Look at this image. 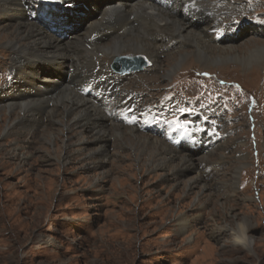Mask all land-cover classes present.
<instances>
[{"label": "rangeland", "instance_id": "obj_1", "mask_svg": "<svg viewBox=\"0 0 264 264\" xmlns=\"http://www.w3.org/2000/svg\"><path fill=\"white\" fill-rule=\"evenodd\" d=\"M106 1L87 0L94 3L85 6L82 27L89 24L90 14L99 11L93 6ZM208 1L218 15L226 11V21H264V0ZM12 8L21 9L10 0H0V94L7 90L17 103L22 101L18 94L27 89L34 96L31 109L38 102L42 112L31 111L38 121L35 125L29 111L19 105L9 110L0 103V264H264V57L247 64L229 58L264 47V38L251 34L250 25H243L236 41L229 42L232 49L221 50L227 43L207 42L212 45L210 55L229 56L224 62L208 63L195 60L197 48L188 39L174 49L165 44L154 51L159 66L153 69H146L148 59L142 52L156 44L159 30L145 33L140 27L124 33L125 40L106 39L99 54L110 68L117 60L140 63L120 84L130 93L142 94L140 112L153 110L147 104L160 105L167 107L171 119L185 109L204 111L215 121L221 140L205 152H191L184 144L173 146L158 134L121 124L115 115H108L113 106L103 107L100 101L82 96L79 87L97 66L90 60L88 69L80 67L82 56L87 57L86 47L82 48L84 55L78 52L80 41L70 65L72 73L39 63L36 83L20 81L22 72L24 76L29 72L25 63L20 67L23 53L4 44L12 38H22L20 45L27 43L26 33L19 32L20 22L11 20L18 18L5 11ZM165 34L169 40V33ZM123 41L127 43L121 49L115 45ZM109 46L121 52L108 54ZM47 73L61 81L37 83ZM98 74H103L101 69ZM45 88L54 91L47 93ZM4 110L15 119L9 125L16 130L15 137L4 135ZM201 114L198 127L207 125L203 122L206 115ZM94 130L102 133L93 140ZM137 138L159 149L162 165L154 162L155 151L141 146ZM99 139L104 146H99ZM13 145L22 147L16 155L11 153ZM149 155L154 163L149 162ZM243 218L247 219L248 239L238 235L237 222Z\"/></svg>", "mask_w": 264, "mask_h": 264}, {"label": "bare ground", "instance_id": "obj_2", "mask_svg": "<svg viewBox=\"0 0 264 264\" xmlns=\"http://www.w3.org/2000/svg\"><path fill=\"white\" fill-rule=\"evenodd\" d=\"M80 1L83 2L84 5L87 4V0H80ZM189 1H191V0H187L185 2H189ZM10 3L14 4V5H18L21 8L19 10L14 9V8L5 9V11L7 12V15H9L8 12H10V13H13V15H15L18 18V19L11 18V20L15 19V21L18 20V22H20L19 25H18V29H19V32L21 30V32H23L24 34L26 33V36H24L23 39H26L27 43H26V45L18 44L19 43L18 40H20L22 38H19V39L16 40L15 39L16 35H15V37H14L15 40H13V38H12V39H10L9 42L4 43V44H5V46H6V44L8 46H11V47L14 46L16 49H19L23 53L22 55L20 54L21 55L20 57H21V59L23 61L20 64V67L23 65V63H25V66H26L25 68L28 69L29 72H27V76H24V72H22L23 74H21L22 78L20 77L21 78L20 81L26 82V83H31V84L32 83H36V79L35 78H37L38 75L40 74V70H39V66H38L39 63L47 64L48 66H52V67H54L57 70L64 71V73L67 72V74L72 73L73 69L70 70V65H71V63L74 60L73 59V54L75 53V50H78L77 49L78 41H80L79 42V51L78 52H81L82 48L86 47V52L85 53L87 55V57H83L82 56V61L83 62H82V65H80V67L84 68V69L85 68L88 69L89 68V63H90V60H91L95 64V67L97 66L101 70H102V68L105 69V71L102 72L103 74H108L109 72H111L110 64L107 61H105L102 58V56L99 54V50L105 49V46L104 47H102V46L105 45L106 39L109 38V37H112V38L113 37H116V38L118 37V40H120V39L121 40H125L122 37V35H124V33L128 34L129 32H134L140 27L143 28L145 33L151 32L152 29H157V31L159 30V32H158L159 39L156 40V44L151 46L152 49L150 51L149 50H145V51L142 52L148 59V63H147L146 69L148 67L153 69L156 66H159L158 65L159 63L156 60L157 58H155L157 56H156V53H154V51H156V52L159 51L160 48L165 46V44L167 45V44L170 43V47H172L174 49L175 46L177 48L179 46L185 45V43H186L185 41H186V39H188V41L190 40L189 42L190 43L192 42L197 48V53L194 56L195 60L206 61L208 63L211 60L212 61L215 60V62H224V60L226 58H228L229 56H227L226 53H224L223 55H221V54L210 55L209 51L212 50V45H209L207 42H214V43H219V44H221L223 42V43L229 44V42L236 41L235 40V38H236L235 36L228 37V38L224 37L223 38L224 40L220 41V42H217L214 39L216 37V34H217L218 31L217 30H213V28L216 27V26H214L213 23L215 22L216 17H218V13L216 12L217 9H213V4L211 2H209L208 0H196V4L201 6L205 10L213 11L214 12L213 13L214 14L213 17L203 16V13L200 12V11L199 12L190 11L189 14L185 15L186 17H183L182 12H181L180 8H178V4L176 2L173 3V5H172L173 8H171V9L161 8L160 6H157V5L153 4L149 0H117V1L112 2V3L111 2L104 3V4H102V6H98L97 7L99 9L98 12H95L94 15L90 14V20L88 19L89 21L87 23H89V24L87 26H84L83 28L71 27V31H70L71 35L67 39L62 38L60 33H58L57 29L62 27V24L69 25V22H67L64 19V17H68V20L70 18L73 19V16H72L73 13H70V10L69 11L67 10L66 12H56V11L51 10L48 6L39 4L40 14L37 15L36 13H34V16L37 19L40 17L43 20L41 21L39 19V20L36 21V19H34L33 25L30 26L29 23L32 22V19L29 20L27 18V16H28L29 12L34 11L33 3L31 4L30 0H10ZM34 4H35V2H34ZM30 6H31V8H30ZM236 6L237 7H241V6L243 7L244 5L238 4ZM94 10H96V9L94 8ZM179 12L181 13V16H179ZM43 15H45V16H43ZM62 17H63L62 22H59L60 27H57L58 26L57 24H53L52 23V21L57 22L59 20L58 18H62ZM76 22H78V20H76ZM20 24H22V25H20ZM20 27H22V28L20 29ZM18 29L15 30V34H16ZM248 30H250L249 32L251 34L252 33H258L259 36L264 38V23L263 24H254ZM10 32H11V30H10ZM105 32H108L109 36ZM165 32L169 33V35H167L169 40L166 39ZM6 34H9V33H6ZM95 34L96 35H100V36L93 39V36ZM106 35H107V37H106ZM1 38H2V36H1ZM141 38H142V36H141ZM111 42L112 41H110V43ZM126 43H127V41L116 42L115 45L118 48L121 49L123 47V45L124 46L126 45ZM132 47H134V46H132ZM192 48H194V46ZM106 49H110L108 51V54L110 53L113 56H116V55H118L121 52L117 48L112 49L111 46L107 47ZM224 49H232V45L229 44L227 46H221V50H224ZM219 50H220V48H219ZM241 50H242V48H241ZM84 51H82V53H80V54L84 55ZM132 52H134V51H132ZM113 56L112 57L110 56V57L113 58ZM182 56H183L182 54L178 55V59L182 60L183 59ZM52 57L58 58V59H60V61L56 63L55 59L52 58ZM79 57H81V56H79ZM240 57H241V55L236 53V54H232V57H229V58H231V59L239 58V61L241 60L243 64H247L248 62H252L254 60H262V58L264 57V47L254 48L250 52H248L247 55H245V56H243L241 58ZM263 60H264V58H263ZM107 66H108V68H107ZM75 68H76V66H75ZM174 68H177V66H175ZM24 69L22 71H24ZM92 69L93 68L91 67L89 69V71L91 72ZM31 71L33 73H31ZM86 71H88V70H86ZM53 77L54 76H50V74L47 73V75H45V77L42 78L37 83L41 84L42 83L41 81H43V82H46V84L54 85L56 82H60L61 81V79L59 77H58L57 81H55L56 79H54L55 77L54 78ZM78 77L80 78V80L84 78V77H81V76H78ZM124 77L125 76H123L122 78H114V77L111 76L109 78V80L113 79V83H110V85H112V86H111V88L108 89V91L111 92V96L113 95L112 98L114 97V100H116L118 103H119V101H121L125 97L129 96L130 94H132V93H130L131 91L120 87L121 81L123 80ZM76 84L77 83H75L74 85H76ZM41 85L44 86V84H41ZM3 88H5V87H3ZM53 88L57 89V86H54ZM53 88L52 89L45 88V91L47 93H50V92L54 91ZM67 88H65V89H67ZM37 89H38V86H37ZM6 91L2 92L0 94V103L7 104L6 106L9 108V110H11L10 108L12 106L19 105L26 112L29 111L28 112L29 117L33 118L31 120V123L36 125L38 121H37L36 117L33 116V114H34L33 112H35V111L42 112V111L38 110L39 109L38 102L31 109V106L33 104L32 99L34 98V96H32L30 94L31 91H27V89H26L25 91H23V92H21L19 94L17 93L19 95V98L22 99V101L17 102V103L12 101V97L10 95L6 94ZM70 98H71V95H70ZM76 99H78V98H76ZM100 105H101V102H100ZM97 106H99V105H97ZM2 108H3V106H2ZM19 110L21 111L20 108H19ZM31 111H33V112H31ZM9 113H10V111L8 112L7 110H4V114L6 115L5 118H4V120H5L4 122H6V123L4 125L3 131L5 132L4 135H13L15 137V134H17L16 130L14 128L11 129L9 127V125L14 123L13 120H15V119L11 118ZM35 113H37V112H35ZM78 115H79V113H78ZM50 116H52V115H50ZM23 117H24V122H25L26 116H23ZM107 117H109V116H107ZM38 120L40 121L42 119L39 117ZM29 122H30V120H29ZM55 122L62 124L61 122H58V121H55ZM68 122H69V120H68ZM18 123L23 124L21 121H19ZM88 124L90 125V123H88ZM109 124H110V121H109ZM66 125H67V123H65V126ZM84 125H86V124H84ZM82 128H83V126H82ZM51 131L54 132V130H51ZM58 131L59 130H57L55 132H58ZM101 133H102V131H99V130L92 131V134L94 136L93 140L95 138L97 139V137H99V135ZM15 139L16 138H14V140ZM137 139L138 140L136 142L141 144V146L143 144V146L146 149L149 148V149H152V150L155 151V158L156 159H154V157H153V159L156 160V161H154L153 159L151 160V156L152 155H149V157H150L149 162L150 163L156 162L157 164H159V165L161 164L162 165V163L164 162V159H161L159 156H157V154H159V151H158L159 149L158 150H156L155 148L153 149L152 147H149L146 144L140 142L139 138H137ZM17 140H19V139H17ZM50 140H51V138L49 140H47V141L50 142ZM80 141H81V139L78 140V142H80ZM83 141L86 142L87 140H85L83 138ZM99 141H100L99 146H104L105 145V143H102L103 140L99 139ZM131 142H132V140H131ZM138 143H137V146H139ZM131 147H132V145H131ZM144 147L141 148V152L144 151V150H142V149H145ZM20 148H22L20 145L14 146L13 149L11 150V153L14 154V155L18 154L19 151H20ZM139 148H140V146H139ZM38 149H39V147H38ZM104 149H106V148H104ZM28 153H29V151H28ZM88 153H90V152H88ZM150 154H152V153H150ZM160 155H162V154H160ZM182 158L186 159V156H182ZM63 159H65V156H63ZM152 161H154V162H152ZM144 164H145V162H144ZM191 164H192V162H190L189 165H191ZM194 168H195V166H194ZM181 219H182L181 223H185V220L183 218H181ZM246 222H247V219H244V218H243V221L237 222L238 230L240 232V234H238V235H239L240 238H243V239H248L247 234H246V227L247 226L244 225V223H246Z\"/></svg>", "mask_w": 264, "mask_h": 264}, {"label": "water", "instance_id": "obj_3", "mask_svg": "<svg viewBox=\"0 0 264 264\" xmlns=\"http://www.w3.org/2000/svg\"><path fill=\"white\" fill-rule=\"evenodd\" d=\"M140 63H138V61H130V60H126L125 62H115L112 66L115 70L120 71V72H126L127 70L131 69V68H139Z\"/></svg>", "mask_w": 264, "mask_h": 264}, {"label": "snow or ice", "instance_id": "obj_4", "mask_svg": "<svg viewBox=\"0 0 264 264\" xmlns=\"http://www.w3.org/2000/svg\"><path fill=\"white\" fill-rule=\"evenodd\" d=\"M180 111H185V109H180ZM168 123H172V124H175L179 128H185L186 129V125H187L188 122L185 121L184 123H180L177 120H172V121H168Z\"/></svg>", "mask_w": 264, "mask_h": 264}]
</instances>
